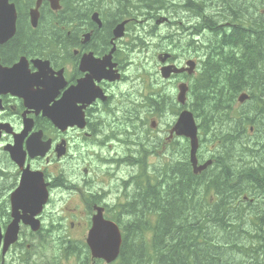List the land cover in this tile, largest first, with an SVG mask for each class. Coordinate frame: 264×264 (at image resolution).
Here are the masks:
<instances>
[{"label":"flooded vegetation","instance_id":"obj_1","mask_svg":"<svg viewBox=\"0 0 264 264\" xmlns=\"http://www.w3.org/2000/svg\"><path fill=\"white\" fill-rule=\"evenodd\" d=\"M111 1L96 4L94 21L89 12L86 17H74L71 11H64L61 18L54 16L53 29L59 32L38 35L45 38L41 54L14 51L9 47L12 40L0 44V65L12 68L26 58L32 77L29 102L18 88L22 74L15 75L14 80L0 79V226L4 236L13 222L11 199L24 171L36 177L41 174L42 186L49 194L43 210L34 218L39 229L33 230L21 220L18 239L3 258L4 264L22 263L25 249L36 244H87V233L99 211L105 219L116 222L124 240V224L131 221L130 229L133 228L134 211L138 209L133 200L135 175L148 167L173 168L178 175L181 167L190 163V140L174 131L184 109L178 102L179 93L188 88L190 91L201 71L216 67L221 58L233 55L246 61L248 34L243 15L247 9L255 8V22L264 23V0H192L181 7L176 4L178 0H160L151 8L185 13V17H175L174 22L170 17H144L149 12L147 4L141 15L144 0L142 4ZM231 5L236 6L235 10ZM45 8L54 12L49 2ZM40 13L41 22L53 23L43 15L44 11ZM144 22L169 27L168 34L161 38L165 44L158 47L153 70L145 61L135 59V51L146 45L140 35L134 34L135 26ZM28 36L21 34L25 39ZM261 39L255 41L258 50ZM36 59L41 62L33 63ZM257 63H263L254 69L259 72L258 82L264 85V61L258 59ZM174 68L184 70L175 73ZM189 91L186 94L191 97ZM61 101L62 110L58 105ZM60 118L63 122H56ZM32 145L38 147L32 153L45 152L44 155L33 157ZM260 151L264 153V139ZM260 165L262 168L250 178H225L252 182L248 188L253 192L228 196L222 193V217L232 221L253 211L264 227V161ZM129 166L137 169L125 179V171L120 170ZM165 172L162 171L164 186ZM210 201L214 202L213 196ZM56 205L61 207L51 208ZM72 206L75 207L71 209ZM212 209L218 211L215 204ZM17 213L29 215L24 210ZM223 224L230 230L235 222ZM242 227L247 230L241 236L250 235L251 228ZM256 238L255 244L264 250L263 239ZM219 240L215 242L214 235L210 244ZM16 249L17 256L11 261ZM260 256L264 260V252ZM227 259L223 262L232 264L231 257Z\"/></svg>","mask_w":264,"mask_h":264},{"label":"trees","instance_id":"obj_2","mask_svg":"<svg viewBox=\"0 0 264 264\" xmlns=\"http://www.w3.org/2000/svg\"><path fill=\"white\" fill-rule=\"evenodd\" d=\"M83 1L87 2L85 9L89 10L100 0H63L62 4L66 9L69 2H72L71 7L77 15L82 9L80 2ZM13 2L16 3L19 16L17 34L9 47L22 54H41L45 38L38 35L49 31L44 28L48 23L41 22L37 29L29 26L27 15L35 0ZM43 9L45 15L47 11L46 8ZM62 11L52 13V16L62 17ZM246 27L248 38L244 64L241 58L231 55L221 58L216 67L204 68L197 76L198 80L192 82L191 97L186 105L198 122L200 149H203L205 143L212 147L209 151L213 160L212 168L195 174L189 163L181 167L178 175L173 168L161 167H148L137 173L134 177L133 200L138 209L134 211V226L130 229L131 221L124 224V243L115 264H226L222 256L231 257L234 264H264L260 256L264 250L260 244H255L256 236L264 241V232L258 229L244 238L252 244H230L227 247L225 242L241 240V234L247 229L235 227V224L231 225L232 228H238L234 231L224 229L223 221H232L221 216V205L225 201L222 193L228 196L253 192L248 188L253 186L252 182L226 181L225 178H250L262 168L258 164L259 160L264 161V153L259 156V149H255L254 143L256 133L264 130V98H261L264 85L258 82L256 75L259 72L254 69L258 65V59L264 61V24L246 22ZM26 30L30 35L27 39L21 37L22 31ZM259 37L262 38V46L258 50L255 41ZM244 92L250 98L247 103L239 105L238 97ZM204 153L205 151L199 150L200 158ZM253 157L252 167L249 164L238 165L239 168L235 166L238 161L252 160ZM231 166L235 169L230 168ZM163 170H166L165 186L162 181ZM145 182L147 186H144ZM198 193L201 194L199 200ZM212 196L214 202L211 203ZM213 204L218 209L217 212L211 209ZM201 206L211 209V212L198 219L190 212V208L194 211ZM211 213L218 217L220 227L216 230L211 229V224H207V216ZM255 226L256 220L252 221L249 228L255 229ZM220 234L223 237L219 240L220 243L210 244L211 238L214 235L220 237ZM51 246L52 244H36L31 249L34 250V256L42 258L45 264H65L71 262L72 258L76 259L74 264L92 263L86 244H60L56 249ZM25 252L28 253V249Z\"/></svg>","mask_w":264,"mask_h":264},{"label":"water","instance_id":"obj_3","mask_svg":"<svg viewBox=\"0 0 264 264\" xmlns=\"http://www.w3.org/2000/svg\"><path fill=\"white\" fill-rule=\"evenodd\" d=\"M43 1H49L54 10L60 9V1L61 0H37L36 8L30 11L31 17V26L36 28L39 22L40 14L39 8ZM16 6L14 3H11L10 0H0V44H4L9 41V39L13 38L16 34ZM96 18V15H94ZM26 58H22L19 63L14 65L12 68H2L0 66V79H4V77H8L9 79H15V75L20 76L19 89L22 91V97L25 101L29 102V83L32 81V77L29 76L28 67L26 64ZM41 60H35V64H38ZM175 73H182L183 70H179L174 68ZM186 89L179 93V102L184 104L186 103ZM248 96L243 94L239 101L243 103ZM60 109L63 108V102L61 101L59 104ZM45 110L44 112L48 115ZM178 122L175 126V132L178 135L185 136L191 140V161L196 174L202 172L207 169L208 166L212 165V161H208L203 165H198L197 152L199 148V138H198V126L196 119L193 113L189 110L183 111L180 118H178ZM38 147L32 145L30 152L34 157L39 154L44 155L45 152L32 153V151H36ZM27 171H24L22 174V182L19 186L20 188L12 195V218L13 222L9 224L5 237L2 234L0 227V249L2 250V255L4 256L8 248L13 245L17 240V235L19 233L21 220L24 221V224H29L32 226L33 230H38L40 224L34 222V218L38 215L41 210H43L44 205L47 203V197H49L48 191L46 187L43 185V179L41 174L38 177L33 175L26 174ZM18 210H24L28 212L29 215H19L17 213ZM93 226L88 233L87 246H89L93 259L104 260L106 263L111 264L117 260V257L120 255V249L122 244V236L119 233L118 226L111 222L104 220L102 212L99 211L97 215L93 218ZM4 240L5 244H1ZM3 246V247H2ZM3 264V263H1Z\"/></svg>","mask_w":264,"mask_h":264},{"label":"rangeland","instance_id":"obj_4","mask_svg":"<svg viewBox=\"0 0 264 264\" xmlns=\"http://www.w3.org/2000/svg\"><path fill=\"white\" fill-rule=\"evenodd\" d=\"M159 1L160 0H144L145 3L143 5V8H145V4H147L146 6L149 7L148 8L149 9V12L146 13L147 15L144 16V17H150L152 15H157L158 18H160V16H164V17H168V18L170 17L169 20L174 22V21H176V18L175 17H180V16L181 17H185L186 16L185 13L184 12L181 13L180 10H178L177 12H174L172 9H155L154 8L155 10H152L151 8L154 7ZM191 1L192 0H178L176 4H177V6H180L181 7L182 5L189 4ZM131 2H137V3H141L142 4V0H132ZM80 5H82V9L80 11H78V14L77 15L83 16L84 13H85L84 12L85 5L83 3H81ZM231 6H232L231 9L232 10H235V7L236 6H233V5H231ZM107 8H108L107 10H109L110 9V6L107 7ZM144 11H146V9H142V14L141 15H143V12ZM255 13H256V9L255 8H252L251 10L247 9L246 10V13H244V15H243V17L246 18V22L252 24L256 20H258L255 17ZM135 27H136V33H134V34L136 36H139L140 35L141 38H142V40L144 42H146V45H145L144 48H142L141 50H136L135 51V57H136L135 59H136V61H138V60L139 61H145L147 67H149L150 69L153 70V68L155 67V65H156V63L158 61L157 58H156L157 57L158 47H160L161 45H164L165 44V41L161 40V38L162 37H165V35L168 34V32H169L168 28L169 27L168 26H160V27H157L155 25V22H153V23H151V22L145 23L144 22L142 24H137ZM153 27H156V29L154 31H151ZM130 36H133V34L130 33ZM263 42H264V40H263ZM261 57H262V55H261ZM257 64L260 65V64H263V63H257ZM256 67L257 66H255V68ZM246 73H248V70H247ZM246 93L247 92H245V94ZM189 100H190V97L188 99V102H189ZM167 104H168V102L166 101L164 103V106H166ZM239 105H241V104H239ZM197 124H198V122H197ZM251 131H253V128H251ZM251 134L252 133L250 132L249 135L251 136V139H253V136ZM254 139H255L254 140L255 141L254 142L255 143V149L258 148L259 149V152L262 153L260 151V143L264 139V130L258 131L256 133V136L254 137ZM211 149H212V147L210 145H207L206 143L203 145V149H200L201 152L202 151H205V153L202 154V157H201V161L202 162H205V161L211 159L210 158L211 155H210V152H209V151H211ZM228 155H230V154H228ZM230 157H231V155H230ZM254 157H255V155H254ZM254 157L252 158V160L238 161L235 166H238V165H241V164H249V166L252 167L253 166L252 164H253ZM228 162L231 164V161L230 160H228ZM259 162H262V161L259 160ZM258 164L260 165V163H258ZM127 168L126 169L123 168V169L120 170V171H125V174L123 176L125 179L129 177V175L132 173V170L137 169L135 167H130V166L127 167ZM238 168H239V166H238ZM233 169H235L234 166H233ZM229 170H231V169H229ZM198 196L199 197H198L197 200H199V198L201 197V194L198 193ZM2 198H3V196L0 195V207L2 205V201H1ZM112 198L114 199V196ZM113 202L115 203V199L113 200ZM60 207H61V205H56V206L51 207V208L52 209H59ZM74 207L75 206H72L71 209L74 208ZM211 209H212V206H211ZM211 209L208 210L206 207H202L201 206L200 208H197L194 211H192V208H190V212L192 214H195L196 217H198V219H200V218H203L204 216H206L205 213L211 212ZM0 212H1V209H0ZM207 217H209V219L207 220V224H209V226L211 224V226H212L211 229L216 230V228L218 227L219 223H218V221H214V220L215 219H218V217L215 216L214 214H208ZM258 218H259V215H257L255 212L248 211L247 213L244 212V214H242V216L239 217V219H233L232 222H235V225H236L235 227H238V226L241 227L243 225L244 226H246V225L250 226V224L252 223V221L256 220V226L255 227H257V228L251 229V230L252 231H257L259 229L260 231L264 232V227H262V225L259 222ZM232 227L233 226L230 227L231 229L229 231H234V230L238 229V228H232ZM220 237H222V234H220ZM246 237L247 236L245 235V236H241V240H232L233 243H232V241H230L229 243L226 244V246L227 247H230V244H241L243 242H247V239H244ZM218 240H219V236L218 235H215V242H217ZM16 252H17V249L12 252V254H11V258H12L11 261H13L14 258L17 256L16 255ZM30 253H32V249L30 250ZM34 259L36 260L37 258L35 257ZM222 259H223V261H225L227 259V256H222ZM250 259H251V256H249V260ZM231 260H232V258H231ZM11 261H9V262H11ZM231 263H232V261H231ZM38 264H40V263L38 262ZM71 264H74V263H71ZM95 264H105V263L102 262V263H95Z\"/></svg>","mask_w":264,"mask_h":264},{"label":"bare ground","instance_id":"obj_5","mask_svg":"<svg viewBox=\"0 0 264 264\" xmlns=\"http://www.w3.org/2000/svg\"><path fill=\"white\" fill-rule=\"evenodd\" d=\"M46 15L54 22V23H48L44 28L46 29V28H48L49 29V31L48 32H52L53 30L55 31V29H53L56 25V20H55V18H54V16H52V13L49 11V12H46ZM27 20H28V23L31 25V18H30V16L29 15H27ZM47 23V22H46ZM45 23V24H46ZM58 24V23H57ZM29 25V26H30ZM22 32H24V33H27L28 34V31L26 32V31H22ZM30 36V35H29ZM12 40V38L11 39H9V41L8 42H10ZM8 42H6V43H8ZM5 43V44H6ZM212 214V213H211ZM214 221H217L216 219L214 220ZM218 227H220V225H218Z\"/></svg>","mask_w":264,"mask_h":264}]
</instances>
